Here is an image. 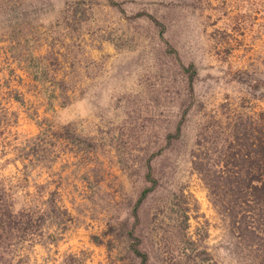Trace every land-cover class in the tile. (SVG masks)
<instances>
[{"label": "rangeland", "instance_id": "374dc122", "mask_svg": "<svg viewBox=\"0 0 264 264\" xmlns=\"http://www.w3.org/2000/svg\"><path fill=\"white\" fill-rule=\"evenodd\" d=\"M31 2L23 0L13 15L26 30L36 21L50 27L72 96L48 116L57 126L97 137V154L87 164L100 172L103 191L135 203L143 173H124L116 149L124 147L120 154L139 163L151 159L162 178L159 190H167L157 198L184 189L196 201L190 232L200 225L207 230L202 244L212 264H257L255 251L230 235L188 159L209 115L228 108L264 112V0H36L37 9ZM3 26L0 11V35ZM5 46L0 42V179L14 185L22 176L18 146L38 133L36 116L45 106L22 70L10 64L14 72L8 74ZM16 90L23 104L11 99ZM176 127L178 140L161 154L165 132ZM76 161L67 153L52 170L31 171L29 192L34 183L51 180L50 188H58L71 209L69 201L80 203L83 191ZM84 205L80 210L88 215L91 204ZM97 214L82 217L57 244L36 245L30 264H58L69 253L82 255L86 264H108L105 247L90 239L104 230ZM162 229H145L148 264H169L170 240Z\"/></svg>", "mask_w": 264, "mask_h": 264}, {"label": "trees", "instance_id": "16d2710c", "mask_svg": "<svg viewBox=\"0 0 264 264\" xmlns=\"http://www.w3.org/2000/svg\"><path fill=\"white\" fill-rule=\"evenodd\" d=\"M22 1L0 0L4 18L0 42L6 44L3 56L8 74L14 72L11 65L22 70L35 89L39 88L45 109L42 117L36 116L38 133L18 146L16 158L22 166L18 183L0 179V264H30V252L36 245L57 244L82 217L94 219L97 213L104 230L90 239L105 247L108 264H148L145 229L153 226H163L162 235L170 240L166 252L169 264H212L202 244L207 230L200 225L193 234L190 232V211L192 205L198 211L196 201L184 189L168 191L157 198L167 190H159L162 178L155 172L153 160L139 163L120 154L124 147L116 149L124 173H143L144 188L136 202L121 203L103 191L100 172L87 164L91 162L89 157L97 154V137L71 125L53 123L48 114L54 116L57 108L68 106L72 100L67 88L69 80L63 73L50 27L36 21L26 30L13 15L20 10ZM31 1L37 9L36 0ZM22 96L16 90L11 99L23 104ZM209 118L197 130L189 164L230 235L255 251L257 264H264V112L228 108ZM180 132L179 127L174 133L165 132L161 154L170 150ZM67 153L77 160V171L82 168L78 178L83 185L81 202L71 199V209L64 202V194L58 188H50L51 180L34 183L33 192L27 186L31 171H50ZM86 203L91 204L88 215L80 210ZM58 264H86V260L82 255L69 253Z\"/></svg>", "mask_w": 264, "mask_h": 264}]
</instances>
